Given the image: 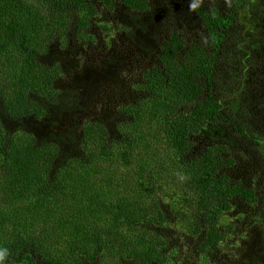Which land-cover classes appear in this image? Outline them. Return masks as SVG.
Returning a JSON list of instances; mask_svg holds the SVG:
<instances>
[{
  "label": "trees",
  "instance_id": "trees-1",
  "mask_svg": "<svg viewBox=\"0 0 264 264\" xmlns=\"http://www.w3.org/2000/svg\"><path fill=\"white\" fill-rule=\"evenodd\" d=\"M159 5L0 0L4 264H264V128L252 112L264 0H182L191 32L163 38ZM117 9L123 24L93 30L100 11ZM115 32L150 62L123 100L101 107L129 63L84 55Z\"/></svg>",
  "mask_w": 264,
  "mask_h": 264
},
{
  "label": "rangeland",
  "instance_id": "rangeland-1",
  "mask_svg": "<svg viewBox=\"0 0 264 264\" xmlns=\"http://www.w3.org/2000/svg\"><path fill=\"white\" fill-rule=\"evenodd\" d=\"M158 2L159 8H157V16L158 18L155 19L157 24L155 25V33L159 36V38H163L165 34L167 33V30L171 27H178L182 26L186 28V34H190V23H191V12L188 9L182 10V8H179V6L182 5V0H163V3L161 0H154ZM185 3L188 0H184ZM182 10V11H181ZM108 18V19H107ZM112 21L117 22L118 24H123V21H126V16L120 11V9H117L116 12L108 13L106 11L99 12L94 20V23H92L93 30L98 29V24L106 21ZM241 24V23H240ZM245 27V25L241 24L240 28ZM120 29V28H119ZM111 43L109 44L106 49L101 48L96 53H86L84 55V61L100 64L103 61L104 57H107V55H120L121 57H124L127 62L129 63L128 69L123 70L122 72L116 71V75L113 78L112 83L116 86H105L102 88L103 93L99 94L97 98L96 104L99 106H107V99L109 101L114 102V104L119 103L120 100H123V98L126 97L127 92L132 89V84L139 81V68L144 65H149V55H144L142 52H137L136 49L132 48L130 43L125 39L124 35H121L118 32L112 33L110 36V39H108ZM129 43V44H128ZM131 46V48H130ZM114 51L113 53L111 52ZM260 58L263 60L261 62V69L258 70V72H261L257 74L258 81L255 80V83L258 84L260 90V98L257 100L255 105L252 108L253 115H257L258 117H255L259 120V122L262 124V127L264 128V75L262 74V70H264V58L260 56ZM261 74V75H260ZM121 77V81L118 80L119 76ZM260 75V78H259ZM254 79V78H253ZM109 83V82H105ZM251 112V114H252ZM254 118V117H253ZM264 130V129H263ZM234 150L236 151H248L246 147L242 144L237 143ZM232 151V150H231ZM262 155V153H261ZM244 162V161H242ZM248 163L252 164L251 166L252 171L254 174L257 171V164L259 163L258 158L256 157H249ZM246 169H241V171H237V178L241 179L245 175ZM252 177V172L250 170L246 173V179H249ZM243 179V178H242ZM239 213L242 214V217L240 221H238V225L242 224L246 225V227L249 228V226L252 225V217H249V215H245L241 210H238L236 215ZM242 233V232H241Z\"/></svg>",
  "mask_w": 264,
  "mask_h": 264
},
{
  "label": "clouds",
  "instance_id": "clouds-1",
  "mask_svg": "<svg viewBox=\"0 0 264 264\" xmlns=\"http://www.w3.org/2000/svg\"><path fill=\"white\" fill-rule=\"evenodd\" d=\"M6 256L7 250H0V264H4Z\"/></svg>",
  "mask_w": 264,
  "mask_h": 264
}]
</instances>
